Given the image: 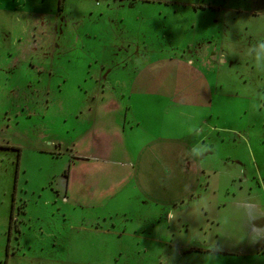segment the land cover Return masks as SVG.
<instances>
[{
  "label": "rangeland",
  "instance_id": "1",
  "mask_svg": "<svg viewBox=\"0 0 264 264\" xmlns=\"http://www.w3.org/2000/svg\"><path fill=\"white\" fill-rule=\"evenodd\" d=\"M198 78L217 95L184 99ZM151 134L196 144L215 187L244 171L264 142V0H0V264H243L204 252L214 194L174 206L191 179L153 177L160 204L139 194L148 174L127 184Z\"/></svg>",
  "mask_w": 264,
  "mask_h": 264
},
{
  "label": "crops",
  "instance_id": "2",
  "mask_svg": "<svg viewBox=\"0 0 264 264\" xmlns=\"http://www.w3.org/2000/svg\"><path fill=\"white\" fill-rule=\"evenodd\" d=\"M197 82H201L200 84L203 89L202 87H196L195 90L189 88L188 90L182 91V93H179V89H175V92L172 93L173 90L171 89L169 93L175 96L179 93L184 96V99H187V97L191 98L192 96L196 97V95L198 96L201 90L208 91L205 94L207 96L217 95V90L212 89L210 82L207 83L206 79L198 78ZM171 110L172 107L167 111ZM122 114L123 116L121 115L119 120H122L123 129L129 128L134 131L141 129V127L148 129V121L146 118L136 114L135 111H123ZM148 118L153 121L156 119V117ZM246 143L247 146L245 150L246 159L249 163L248 166L242 173L233 175L229 178V181L219 187H215L214 184H212V180H218V170L217 167L210 162L211 158L208 157L203 160L204 162H201V157L196 153V148L194 146L196 144H188L182 138L171 139L159 134H151L149 139L140 140V148L135 157H126L121 163L129 165L131 172L127 184H133L135 189H138L136 185L138 183L137 177L140 172H142V175L148 174L151 177L148 184L141 183L139 187V194L146 200L155 201L158 204L163 203L162 188H165L166 185L161 183V188L156 189V185L153 181L155 178L153 177H159L162 180H171L176 183L177 186H180L184 180L191 179L190 182L181 185L180 197H169L164 194L165 201L174 206H176L178 202L185 204L187 198H194L197 193V188H202L206 195H208L209 192L214 194L215 198L212 200V204L202 208H207L208 210L205 211L204 216L208 221L207 229L214 230L215 235L213 243H216V245L205 248L204 252L211 257H232L236 260L240 259L244 261L243 264H264V242L251 244L247 240H242L241 237L244 229L241 225V221L236 217L233 211L234 202L237 198L242 196L252 200L257 207L264 208V142L252 143L248 141ZM118 150L121 151V149L117 148V151ZM206 154L208 155L207 150ZM117 159L118 158H115L113 161H117ZM98 160H105V158L102 159L100 156ZM145 181L146 178L143 177V182ZM123 184L124 183L119 182L118 187H121ZM186 184L187 188H184L183 186ZM69 186H71V175L69 177ZM118 187L117 185L112 187V198L115 197ZM105 189V187L103 189L100 188L98 191L108 193ZM101 195L102 193H100V196ZM96 201L98 200L96 199ZM82 204L84 203L79 201L78 206ZM214 208H218L220 211L219 215L212 211ZM254 223L264 224V216L254 221ZM226 234L234 236L239 247L238 249L229 247H225V249L216 248V246H220Z\"/></svg>",
  "mask_w": 264,
  "mask_h": 264
},
{
  "label": "clouds",
  "instance_id": "3",
  "mask_svg": "<svg viewBox=\"0 0 264 264\" xmlns=\"http://www.w3.org/2000/svg\"><path fill=\"white\" fill-rule=\"evenodd\" d=\"M233 211L244 229L241 239L251 244L264 242V224L254 223L264 216V208L257 207L252 200L242 196L234 202Z\"/></svg>",
  "mask_w": 264,
  "mask_h": 264
},
{
  "label": "trees",
  "instance_id": "4",
  "mask_svg": "<svg viewBox=\"0 0 264 264\" xmlns=\"http://www.w3.org/2000/svg\"><path fill=\"white\" fill-rule=\"evenodd\" d=\"M5 147L7 148H17V147H14V146H8V145H4ZM67 173V172H66ZM66 175V174H65ZM18 177H19V161L17 162V167H16V172H15V183H14V188H13V195L15 196L16 192H17V186H18ZM13 196V197H14ZM11 209L14 211V206L12 204V207ZM10 234H11V224L9 226V232H8V236L10 237ZM7 248H8V245H7ZM8 250V249H7Z\"/></svg>",
  "mask_w": 264,
  "mask_h": 264
}]
</instances>
